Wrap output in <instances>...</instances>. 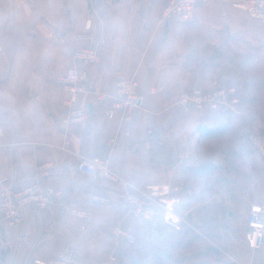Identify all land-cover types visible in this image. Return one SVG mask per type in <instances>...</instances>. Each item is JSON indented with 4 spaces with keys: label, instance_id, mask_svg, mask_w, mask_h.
Returning a JSON list of instances; mask_svg holds the SVG:
<instances>
[{
    "label": "crops",
    "instance_id": "1",
    "mask_svg": "<svg viewBox=\"0 0 264 264\" xmlns=\"http://www.w3.org/2000/svg\"><path fill=\"white\" fill-rule=\"evenodd\" d=\"M233 1L196 0L194 19L181 21L163 18L168 0H0V178L13 187L38 181L59 192L47 206L23 204L17 225L0 218V264H33L34 259L53 257L65 264H101L111 256V264L149 262V239L159 225L175 236L192 228L203 237L201 228L233 264H264V238L253 252L244 241L249 204L264 203V157L253 155L258 176L242 194L245 215L239 227L222 219V205L234 203L219 193L188 203L202 180L183 174L200 163L197 152L204 141H211L200 137L199 125H237L236 118L247 111L239 94V116L175 105L178 93L193 86L234 85L224 81L226 56L206 59L208 51L195 46L188 23L217 33L222 29L228 48L251 47L261 58L264 76V23L233 8ZM88 17V32L103 40L96 47L97 59L82 64L72 55L93 47L81 37ZM209 42L217 40L211 37ZM76 66L87 71L88 91L68 106L62 79ZM129 77H135L142 95L138 107L129 111L131 120L121 111L107 117L116 80ZM93 92L106 98L97 101ZM70 107L82 109L86 119L66 121ZM261 128L257 135L264 143V124ZM249 142L244 138L236 146L239 155L251 151ZM83 157H108L109 169L120 181L79 173L76 165ZM213 161L223 165V154H214ZM45 162L52 163L47 175L36 170ZM161 187L168 191L165 196L147 200L154 211L151 220L141 218L124 200L125 194L145 196L150 188ZM172 195L179 198L174 215L184 219L179 229L161 218L159 199ZM72 208L86 210L89 219L75 216ZM115 226L130 233L133 243L113 236Z\"/></svg>",
    "mask_w": 264,
    "mask_h": 264
},
{
    "label": "built area",
    "instance_id": "2",
    "mask_svg": "<svg viewBox=\"0 0 264 264\" xmlns=\"http://www.w3.org/2000/svg\"><path fill=\"white\" fill-rule=\"evenodd\" d=\"M110 3V0H107ZM232 7L244 12L249 18L256 19L264 23V0H234ZM196 14V0H168L163 10V18L166 20L177 18L181 21L194 19ZM91 18L85 21L84 29L86 33L81 37L90 40L93 47L77 50L73 53L75 61L88 64L97 59L96 47L102 42L100 35L90 34ZM63 83L68 93V106L75 102L76 98L88 91V75L85 68L76 66L67 70L63 77ZM138 82L135 77L120 78L115 82V90L112 103L106 109L107 117L112 118L117 111L124 112V119L131 120L130 112L138 107L142 95L138 92ZM1 94V88H0ZM97 101H103L106 96L98 93H92ZM240 99L237 88L234 85L213 83L210 88L193 86L187 90L178 93L175 99V105L180 109L205 110L208 112H229L237 113ZM86 119V113L80 108L70 107L66 116V121L81 122ZM2 133L0 127V135ZM249 141L254 150L264 157V143L259 135H250ZM184 154L182 158H186ZM51 162L41 163L36 166V170L44 175L48 174ZM76 170L79 173L89 176L99 177L111 182H119L120 178L109 169L108 157L102 158H81ZM63 174V171H60ZM152 189V190H151ZM148 195L143 194H125L124 200L131 205L135 213L141 218L151 220L154 211L150 209L147 200H153L154 196L166 195L168 192L164 187L159 189L150 188ZM59 192L52 187H43L38 181L25 184L21 187H13L5 177L0 178V218L7 220L9 225H17L21 221L20 207L28 202H33L40 207L47 206L52 202ZM103 200V198H99ZM162 203L161 218L164 223L179 229L184 219L174 215V206L178 203L177 196H167L159 199ZM70 212L80 219H89V213L84 209L72 208ZM83 225V224H82ZM189 225V224H188ZM113 236L123 239L128 243H133V236L118 226L112 229ZM264 238V203H250L245 215L244 241L250 252L257 250ZM228 256V255H227ZM229 257V256H228ZM230 258V257H229ZM231 259V258H230ZM114 256L101 264H111L114 262ZM232 260V259H231ZM33 264H65L61 257H53L47 260L34 259Z\"/></svg>",
    "mask_w": 264,
    "mask_h": 264
},
{
    "label": "trees",
    "instance_id": "3",
    "mask_svg": "<svg viewBox=\"0 0 264 264\" xmlns=\"http://www.w3.org/2000/svg\"><path fill=\"white\" fill-rule=\"evenodd\" d=\"M187 26L189 27L188 33H192L196 29H203L202 27H198L192 23H188ZM220 31L223 30L221 29L219 32ZM215 46L212 51L213 55H215L217 49L221 50L218 45ZM226 51L228 54L232 53L233 55L232 57L230 56V58L226 57L228 64L232 65V61L235 59L233 57L238 55V50L236 51L234 49L227 48ZM238 57L240 60L235 65V69L238 74V82L235 84V87L237 88L240 99H242V102L247 107V110L251 111L254 110L255 104L257 108L260 107V98L264 97L262 62L260 56L253 49L244 53V55H239ZM241 128V126L231 125L227 121L220 122L216 126L212 127L201 125L197 127L196 130L198 131L200 137L210 139L211 141H204L202 152H197L201 156L200 163L195 166L186 167L184 170L183 174H197L202 180L197 193H191L188 195V203L201 201L219 193L222 181H225L228 176L232 178V181H235V184H241L244 186L248 185L254 179L253 175L258 173L259 169V164L253 156L255 153L247 151L244 155H239L235 149L236 146L244 139ZM217 152L223 154L224 156L223 165L220 163H214L213 161V156ZM217 173L224 176H218ZM200 230L202 231L201 233L203 234V237L192 228H184L177 236H175L168 226L159 225L156 227L154 233H152L149 239L151 261L140 263L132 261L131 264H175L177 260L172 259V253L178 252L179 248L185 249L189 246V243L197 239H202L203 241L204 239L207 241L210 239L207 233H205L201 228ZM212 246L214 247V245ZM217 252L213 251L214 254L210 253L215 255ZM200 255L201 257H205L206 255L208 257L210 254L200 253ZM233 263L234 262L228 260V264ZM191 264L214 263L197 262Z\"/></svg>",
    "mask_w": 264,
    "mask_h": 264
},
{
    "label": "rangeland",
    "instance_id": "4",
    "mask_svg": "<svg viewBox=\"0 0 264 264\" xmlns=\"http://www.w3.org/2000/svg\"><path fill=\"white\" fill-rule=\"evenodd\" d=\"M211 37L216 38L217 40L216 44L214 45L210 44L209 40L211 39ZM190 38L198 49L205 48V50L208 51L205 54L206 59H211L216 56H226L228 58H230V56L231 57L233 56L232 53L228 54V52L226 51L228 48V45H227L228 39H227V34L224 31H220L217 33L208 28L196 29L195 31L190 33ZM215 45H218V47L221 48V50L217 49L215 55H213L212 51ZM234 50L237 51V49H234ZM250 50H252L251 47H243L242 51L238 50L237 51L238 55L233 57L235 59L232 61V65H228L224 63V65L221 67V70H226L227 72V75L225 76L224 81L231 82L234 85L237 84L238 74L235 69V65L240 60L238 56L244 55V53H247ZM262 104L264 106V97H261L259 101V106H261ZM254 107H255L254 110H251V111L243 110L244 113H242V115H240L242 111H239L237 115L238 116L240 115V116L236 118V123L240 122L237 125H239V127L240 126L242 127L241 128L242 134L244 138H247L248 142H249V136L259 134V131L262 129L261 127L264 124V109L261 107L257 108L256 104ZM251 151L257 154V152L254 150L252 146H251ZM217 175L224 176L219 173H217ZM256 176H258V173L253 175V177H256ZM221 185L222 186H220L219 194H221L222 197L227 198L234 203L232 206L222 205L221 207L222 219L224 220V222L225 220H229V221L233 220L234 221L233 223L234 224L237 223L239 227L240 223H242L243 216L245 215L243 213V209L241 205L242 196H243L242 194L245 191L246 186H249L250 183L245 186L241 184L237 185L235 184V181H232V178L228 176L225 181H222ZM229 212L231 213V215H228ZM234 224H233L234 228H237ZM205 233L208 234V232H205ZM212 245L213 244L212 243L210 244L209 241H207L206 239H204V241L202 239H197L189 243V246L186 247L185 249L179 248L178 252L172 253V259L177 260L175 264H182V263L191 264V263H197V262L228 264V260L231 261V259H229L228 256L224 255L220 251H219L220 252L219 254L217 252L218 247L214 245V247L217 249L216 250ZM211 250L216 251L217 253L213 255L214 253ZM209 251L213 254H211ZM200 253H205V254H210V255H208V257L207 255L205 257H201Z\"/></svg>",
    "mask_w": 264,
    "mask_h": 264
}]
</instances>
